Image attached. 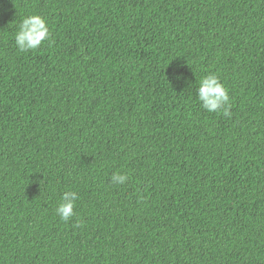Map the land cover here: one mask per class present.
Returning a JSON list of instances; mask_svg holds the SVG:
<instances>
[{
    "label": "trees",
    "instance_id": "1",
    "mask_svg": "<svg viewBox=\"0 0 264 264\" xmlns=\"http://www.w3.org/2000/svg\"><path fill=\"white\" fill-rule=\"evenodd\" d=\"M0 264H264V0H0Z\"/></svg>",
    "mask_w": 264,
    "mask_h": 264
},
{
    "label": "clouds",
    "instance_id": "2",
    "mask_svg": "<svg viewBox=\"0 0 264 264\" xmlns=\"http://www.w3.org/2000/svg\"><path fill=\"white\" fill-rule=\"evenodd\" d=\"M52 33L46 17L40 14L25 16L19 23L14 34L15 45L21 53H27L39 49L44 43L51 40ZM180 67H183L181 65ZM177 80H185L182 72L178 71ZM200 106L209 113H222L226 117L231 116V97L229 90L220 77L211 73L204 76L196 91ZM130 180L127 173L117 171L111 175L113 185H125ZM76 191H65L60 203L55 208L56 215L64 222H68L75 215Z\"/></svg>",
    "mask_w": 264,
    "mask_h": 264
}]
</instances>
